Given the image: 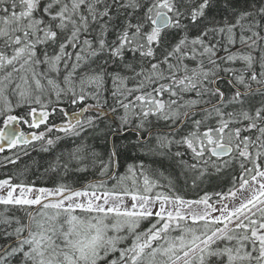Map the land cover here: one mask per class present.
<instances>
[{
	"label": "snow or ice",
	"instance_id": "1",
	"mask_svg": "<svg viewBox=\"0 0 264 264\" xmlns=\"http://www.w3.org/2000/svg\"><path fill=\"white\" fill-rule=\"evenodd\" d=\"M0 170V264H264V0H0Z\"/></svg>",
	"mask_w": 264,
	"mask_h": 264
},
{
	"label": "trees",
	"instance_id": "2",
	"mask_svg": "<svg viewBox=\"0 0 264 264\" xmlns=\"http://www.w3.org/2000/svg\"><path fill=\"white\" fill-rule=\"evenodd\" d=\"M25 129H27V128L25 127ZM60 135H62V134H60ZM88 140L90 143L95 145L97 150H99V151L105 150V144L103 143V141L100 138H98V137L93 138L91 133H89L88 134ZM71 146H72L71 141H64L60 144L59 148L64 149L65 147H71ZM32 156L35 157V159L40 162L41 166L39 167L38 171H36V173L30 177V179L36 180V182L38 184L47 182L49 185H51L53 180L56 178L53 177L52 179H49L48 177L42 175L43 174V164L46 160H48L50 158L49 154L33 152ZM128 157L129 158L123 159L121 161V168H120L121 172L124 171V167L126 166L127 163L136 162L135 161V154L128 153ZM145 163H150V161L146 160ZM2 171L3 170H0V172H2ZM72 178L73 177H69L68 179H72ZM74 178L77 179L78 184H79V183H83L87 180L93 179V175L91 173L78 174ZM229 179H230V176L227 173L223 174V176L213 175L212 177L209 178V180L206 183L201 184L200 188H198V189L187 188L182 192V194L188 198H195L198 194H203V192H205V191L213 192V191L226 190V188L228 186Z\"/></svg>",
	"mask_w": 264,
	"mask_h": 264
}]
</instances>
